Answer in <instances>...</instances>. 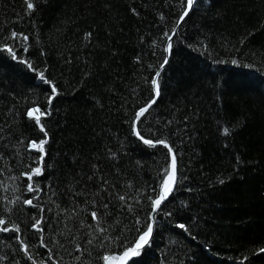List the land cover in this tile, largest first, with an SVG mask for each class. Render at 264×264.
I'll return each instance as SVG.
<instances>
[{
  "label": "trees",
  "instance_id": "16d2710c",
  "mask_svg": "<svg viewBox=\"0 0 264 264\" xmlns=\"http://www.w3.org/2000/svg\"><path fill=\"white\" fill-rule=\"evenodd\" d=\"M32 2L0 0V264H106L133 247L171 165L134 124L165 56L137 131L167 141L178 184L152 243L122 264H264V0H197L170 55L164 33L186 0ZM37 106L50 113L40 124L27 116ZM42 139L44 153L29 148ZM35 167L29 192L22 173Z\"/></svg>",
  "mask_w": 264,
  "mask_h": 264
},
{
  "label": "snow or ice",
  "instance_id": "6c2138e0",
  "mask_svg": "<svg viewBox=\"0 0 264 264\" xmlns=\"http://www.w3.org/2000/svg\"><path fill=\"white\" fill-rule=\"evenodd\" d=\"M196 2H197V0H186L187 7L184 9L183 14L180 16V22H183L185 17H187L189 15V12L193 9L194 4ZM26 6H27V9L29 10V12L35 10V4L32 2V0H26ZM177 27H179V23H178ZM175 34H176V29H173L172 35H169L167 32L164 33V37L168 41V44L165 48V51L167 53H169V55H170L171 50H172V46H173L172 40H173V36ZM90 36H91V33L86 34V38H88ZM10 38L11 39L22 38L24 41L28 40L27 36H24L23 34H18L15 31H13L11 33ZM4 50H6L12 56L13 59H18V57L16 56V52L12 47H10L8 45H4ZM24 50L27 51V47H25ZM20 62L25 63L29 69L32 68V65L30 62L23 61V60H20ZM231 62L234 65L238 63L236 60H233ZM167 63H168V56H165L163 63L159 66L160 70H163L164 66ZM160 70L156 71L155 76L151 80V84L154 86V98L152 99V101L148 105L140 108L137 111L134 124L141 122V118L145 116V113H147L149 111L152 104L155 103L156 99H158L160 94H161L160 93V85H159V77L161 75ZM39 75H40V78L43 80L44 79V72H40ZM47 83H49L51 85V90L53 93V97L49 98V104H50L51 99L54 98V95L57 94V89H56L55 85L52 84L51 81H47ZM49 114L50 113L42 112L38 106L30 108L27 111V116L29 118H34L37 124H40L42 116L49 115ZM40 126H41V131H44L43 125L41 124ZM231 131L232 130L227 128V127H225L223 129L224 135H230ZM46 135H47V133L45 132V136ZM135 135H137L145 144H148V145L153 144L152 140H145L139 131H136ZM46 143H47L46 139L40 140L38 144L36 141H32L29 144V148L37 149L39 152L44 153V145ZM156 143L165 145L166 147H168L169 152H172V149L170 146L167 145L166 140H157ZM43 158L44 157L42 155L40 157V160L43 161ZM41 173H42L41 167L31 168L30 171H26V172L22 173V175L26 176L28 178V181H29V183L27 185V189H26L27 191H29V192H34V191L39 192L40 191L39 186L37 185L34 187V185L31 181L33 179V176H39V175H41ZM89 179H91V177H89ZM220 183H224V181L221 180ZM177 184H178V177H177L176 155L173 153L172 158H171L170 169H164L163 170V173L161 174L160 184L157 187L152 188V190H151L154 195H149L147 197V199L151 201V213H150L149 218H150V220H153V223H149L146 226V230H144L142 233H139L138 238L136 239V241L133 244V247H127V245H124L126 250L123 252L122 256L119 257L120 260L127 261L129 259H132L133 257L139 256L141 254L142 250H144L147 246H149L152 243V239H153L152 233L154 231V227H153L154 216H153V214H156V213L161 211L162 205H164V203L169 199V197L175 193V190L177 188ZM119 199L124 200L125 197L121 196V197H119ZM24 203L27 205H32L33 201L32 200H25ZM93 203H95V202L93 201ZM103 207L107 208L108 205L104 204ZM169 215H171V213H169ZM91 217L93 220L97 221V224L99 223V216H98L97 211H93L91 213ZM43 219H44V217L41 216L40 219L35 221V223L32 225V227L36 228L37 230L42 232L43 229L40 226H41V222ZM4 223H5V221L0 220V224H4ZM137 223H139V221H137ZM178 227L181 229H185L187 231L186 225H184V224H179ZM13 230L16 232H19L20 231L19 226L14 225ZM99 230L104 231V229H99ZM2 231L7 232V231H9V229L7 227H5L2 229ZM21 243H23V241H21ZM41 244L46 247V245H44V243H43V236H41ZM24 247H25V251L27 252V246L25 245ZM261 251H264V249H261ZM29 259H31V256H29ZM77 259H79V257H77ZM110 259H115V257H109L107 255H105L103 257V260L106 262V264ZM42 264H44V262H42Z\"/></svg>",
  "mask_w": 264,
  "mask_h": 264
},
{
  "label": "water",
  "instance_id": "95a60500",
  "mask_svg": "<svg viewBox=\"0 0 264 264\" xmlns=\"http://www.w3.org/2000/svg\"><path fill=\"white\" fill-rule=\"evenodd\" d=\"M180 24H181V22L179 23V26H180ZM178 28L179 27H176V32H177V30H178ZM153 105V104H152ZM136 126H137V123H136ZM136 131H137V128H136ZM159 144V143H158ZM168 145V144H167ZM169 146V145H168ZM172 155H173V152H171V158H172ZM152 223H153V221H152ZM153 227H154V224H153ZM153 233H154V231H153ZM153 233H152V237H153ZM122 256V255H121ZM123 263V261L122 260H118V262H117V264H122Z\"/></svg>",
  "mask_w": 264,
  "mask_h": 264
},
{
  "label": "bare ground",
  "instance_id": "6f19581e",
  "mask_svg": "<svg viewBox=\"0 0 264 264\" xmlns=\"http://www.w3.org/2000/svg\"><path fill=\"white\" fill-rule=\"evenodd\" d=\"M160 70V69H159ZM160 71H162V70H160ZM149 104V103H148ZM147 104V105H148ZM145 107V106H144ZM137 125H138V123H137ZM135 128H137V126L135 125ZM146 140V139H145ZM153 144H156V145H162V146H165V145H163V144H158V143H156V142H153ZM168 144V143H167ZM169 145V144H168ZM166 147V146H165ZM168 148V147H167ZM172 152H173V150H172ZM170 154H171V152H170Z\"/></svg>",
  "mask_w": 264,
  "mask_h": 264
},
{
  "label": "rangeland",
  "instance_id": "374dc122",
  "mask_svg": "<svg viewBox=\"0 0 264 264\" xmlns=\"http://www.w3.org/2000/svg\"><path fill=\"white\" fill-rule=\"evenodd\" d=\"M118 261H115L114 259L110 260L109 264H117Z\"/></svg>",
  "mask_w": 264,
  "mask_h": 264
}]
</instances>
